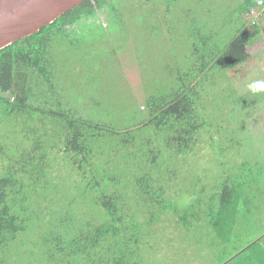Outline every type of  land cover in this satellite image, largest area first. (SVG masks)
<instances>
[{
  "label": "rangeland",
  "instance_id": "obj_1",
  "mask_svg": "<svg viewBox=\"0 0 264 264\" xmlns=\"http://www.w3.org/2000/svg\"><path fill=\"white\" fill-rule=\"evenodd\" d=\"M182 1L173 10L167 4L156 5L158 13L154 15L144 12L152 3L134 0L120 11L108 7L96 18L68 27L69 41L79 43L75 48L79 54L70 59L63 52L65 47L54 50L55 57L68 58L69 65L62 60V66L67 67L54 70L57 76L54 83L58 86L53 100L71 102L67 106L56 102L48 109L51 114L29 109L1 119L0 177L10 172L22 184L28 198L23 207L30 212L29 224L38 231L34 237L39 242L44 231L67 230L71 236L74 231L76 235L84 230L87 224L98 225L103 221L104 214L92 202L96 195L81 193L87 183L100 182L110 187L111 179L118 182L115 190L124 198L126 216L131 215L134 207H140L136 203L140 199L135 181L146 173L152 176L154 188L161 186L182 213L192 204L197 211L204 212L209 197L218 192L225 178L236 179L234 184L241 189L238 194L253 201L246 207L248 218L236 221L237 227L231 233L211 230L205 212L201 214L202 223L189 215L185 228L177 224L175 211L162 212L164 209L154 203H142L143 211L135 216L140 224L138 264H220L225 256L244 249L248 240L242 233L256 236L264 231V91L253 94L247 87L251 82L264 81V50L225 72L218 68L211 70L197 86L200 116L205 126L194 136L186 155L176 156L169 150L162 134L153 130L140 132L136 128L131 134L133 143L127 148H122L120 138L109 135L91 143L93 153L83 174L78 173L77 161L71 155H63L59 142L62 117L72 111L88 116V111H92L102 129L116 131L137 122L140 115L145 118L146 97L152 91L155 73H173L176 63L186 62L190 41L195 40V46H200L195 29L210 26L215 19L220 26L225 25V12L237 3V0ZM167 8L164 17L161 12ZM263 9H253L246 17L261 30L251 48H258L264 42ZM217 27L215 41L227 39L222 37L223 29L220 34ZM72 65L74 70L70 68ZM184 69V65L179 68L181 72ZM19 72L16 69L15 94H20L24 83ZM25 85L31 94L39 86L29 76ZM32 100L29 103L38 106L34 100L46 99L32 95ZM241 151L246 153L243 161L248 167L241 170L243 175L235 176L240 172ZM22 156L26 158L23 160ZM149 156L150 162L146 158ZM161 172L163 180L159 179ZM240 176L243 177L236 178ZM74 195L76 198H72ZM197 199L204 201L203 206L195 202ZM34 237L26 233L19 235V243L11 245L12 252L0 251V259L5 264H39L38 257L22 256ZM20 258L22 263H18Z\"/></svg>",
  "mask_w": 264,
  "mask_h": 264
},
{
  "label": "trees",
  "instance_id": "obj_2",
  "mask_svg": "<svg viewBox=\"0 0 264 264\" xmlns=\"http://www.w3.org/2000/svg\"><path fill=\"white\" fill-rule=\"evenodd\" d=\"M133 1L85 0L59 16L51 24L42 27L39 32L24 37L0 50V121L5 117L24 113L29 109L41 114L43 112L51 114L48 109L53 107L56 102L67 106V103L71 102L70 100H64V102L53 100L55 87L58 86L57 83H54L57 77L54 70L61 71L62 67H67L62 66V60L69 65V59L62 55H59V58L55 57L54 50L58 46L65 47L63 52L70 55V59H74L79 54L75 50L79 43L69 41L66 29L88 18H96L108 7L113 8L114 11H120L124 5H132ZM181 1L145 0L147 5L152 3V6L151 9H146L144 12L155 15L158 13L155 6L160 4H167L169 10H173V7L183 3ZM231 7L233 8H229L225 12L227 17L225 25L220 26L221 24L217 23L215 19L210 26L204 25L201 29H195L194 35L199 40L200 46H195V40L190 41L186 62L182 60V63H176L172 70L173 73L167 74L166 71L155 73L152 91H148L146 97L147 116L145 118L140 115L137 122H133V124L130 122L127 127L119 131L102 129L99 120L95 118V113L92 111H88V116L86 114L80 116L77 112L72 111L61 118L59 142L63 146V155H71V159L77 161L78 173L83 174L84 166L91 157L90 154L93 153L91 143H96L100 137L109 135L120 138L122 148H127L133 143L131 134L135 128L140 132L153 130L157 134H162L165 146L172 150L176 156L188 153L194 136L205 126V121L200 116L197 86L204 78L208 77L211 70L218 68L225 72L245 63L264 50V42L258 48H251L250 44L260 35L261 30L257 23L248 21L246 18L251 10L264 8V0H237V3ZM169 10L167 8L166 12H161L164 13V17ZM215 25L219 26L217 29H220V34L223 29L225 33L222 34V37H227V39L215 41L218 32L215 30ZM83 43L82 41L81 44ZM67 48L71 50L67 51ZM183 65L185 69L181 72L179 68ZM73 67L75 66H70L72 70H74ZM16 69L20 71L19 77L24 82L23 87L20 86V94L14 92ZM28 76L39 84L38 89L32 94L29 86L25 85ZM32 95H40L46 100H34L33 103L37 101L38 106H33L34 104L29 103L30 100L33 101ZM125 135H127V139H124ZM241 154L240 172L235 176L243 175L241 170L248 167L243 161L246 158V153L241 151ZM150 157H146L149 158V162ZM22 158L24 160L26 157L22 156ZM40 158L43 159V156ZM162 175L163 172L161 175L159 174L160 180H163ZM159 179L156 181H160ZM235 180L225 178L220 183L218 192L210 196L207 201L204 211L207 225L215 232L226 230L231 233L236 219H241L242 215L245 216L244 214L249 213V210L246 211V207L252 204L253 198L250 199L248 195V197L242 196V193L238 194L241 189L235 186ZM153 182L149 173L136 179L138 198L141 202L136 200L140 207L138 209L134 207L133 213L129 216H126V208L122 206L124 198L115 190L118 182L111 179L110 187L105 184L101 185L100 182H95L94 185L85 184L83 186L85 190H82L81 193L90 192L96 195L92 202L104 214L103 221H100L98 225L93 222L87 224L84 230L81 229L76 235L74 231L71 236L67 230L48 233L44 231L41 239L39 236L41 240L39 242L38 239H35L38 231L32 229L29 224L32 218L30 212H27L23 207L24 203L28 201L23 193V186L17 177L9 172L0 177V251H11V245L17 242L19 235L26 233L35 237L30 240L31 247L22 251V256L38 257L39 264L41 262L45 264H138L140 236L138 237L137 233L140 224L135 220V216L138 212L143 211L141 210L143 204L154 203V206L158 205L164 209L162 212L172 211L174 213L175 211L177 224H181L185 228L188 227L189 215L194 221L201 220L199 223L203 222L201 214L204 212L197 211L195 204L189 206V209L183 213L177 211L174 198H168L161 186L154 188ZM76 195L72 198H76ZM160 199H162V203H158ZM169 202L171 206H168ZM195 202L198 205L201 204L200 206H203L202 203H204L201 199H197ZM220 237L223 238V236ZM237 252L240 253V251ZM230 256H225L222 261L229 260ZM22 261L23 258H20L18 263H22ZM0 264H5V262L0 259Z\"/></svg>",
  "mask_w": 264,
  "mask_h": 264
},
{
  "label": "water",
  "instance_id": "obj_3",
  "mask_svg": "<svg viewBox=\"0 0 264 264\" xmlns=\"http://www.w3.org/2000/svg\"><path fill=\"white\" fill-rule=\"evenodd\" d=\"M85 0H0V50L40 31Z\"/></svg>",
  "mask_w": 264,
  "mask_h": 264
},
{
  "label": "crops",
  "instance_id": "obj_4",
  "mask_svg": "<svg viewBox=\"0 0 264 264\" xmlns=\"http://www.w3.org/2000/svg\"><path fill=\"white\" fill-rule=\"evenodd\" d=\"M244 215L241 216V219L248 218V213ZM239 219H236V221ZM236 221L233 224L234 227H237L238 222ZM242 235L248 240L244 243L246 245L244 249L240 253L233 251L229 260L226 262L221 261L220 264H264V231L262 234L256 236H248L247 233H242Z\"/></svg>",
  "mask_w": 264,
  "mask_h": 264
},
{
  "label": "clouds",
  "instance_id": "obj_5",
  "mask_svg": "<svg viewBox=\"0 0 264 264\" xmlns=\"http://www.w3.org/2000/svg\"><path fill=\"white\" fill-rule=\"evenodd\" d=\"M250 92L256 94L258 92L264 91V81H254L247 85Z\"/></svg>",
  "mask_w": 264,
  "mask_h": 264
}]
</instances>
